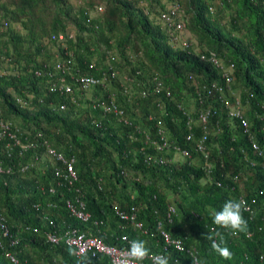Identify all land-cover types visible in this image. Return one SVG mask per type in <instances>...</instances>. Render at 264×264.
<instances>
[{"label": "trees", "instance_id": "trees-1", "mask_svg": "<svg viewBox=\"0 0 264 264\" xmlns=\"http://www.w3.org/2000/svg\"><path fill=\"white\" fill-rule=\"evenodd\" d=\"M173 4L194 42L181 43L182 31L162 19ZM80 75L106 82L84 99L87 90L74 82ZM60 77L71 93L51 91ZM212 83L222 93L208 96L203 86ZM219 98L239 101L248 133ZM112 99L120 115L104 111ZM206 110L203 125L198 114ZM0 120L21 145H33L7 146L8 137L0 138V223L7 231L0 226V264H110L106 255L77 257L46 241V233L66 229L120 249L143 240L152 254H170V264L193 257L264 264V0H0ZM161 128L171 147L191 158L145 162ZM203 136L207 159L196 148ZM47 147L74 159L71 185L58 184ZM171 147L164 159L173 157ZM229 199L248 207L247 233L232 236L213 224V212ZM68 200L81 202L89 219L71 215ZM131 208L140 229L116 214ZM214 229L233 260L203 238ZM161 232L184 250L167 245Z\"/></svg>", "mask_w": 264, "mask_h": 264}, {"label": "built area", "instance_id": "built-area-1", "mask_svg": "<svg viewBox=\"0 0 264 264\" xmlns=\"http://www.w3.org/2000/svg\"><path fill=\"white\" fill-rule=\"evenodd\" d=\"M180 9L178 4H173L169 7L168 12L162 14V19L171 25V27H174L176 31L181 32L182 31V25L180 22L176 21V19L179 17ZM54 38V37H52ZM58 39L62 40L63 35H58ZM204 58V56H202ZM208 60L215 64L216 66H219L222 68V66L219 64L217 58L214 56V54H210L208 56ZM90 68H93V65L89 66ZM231 67V65H230ZM229 67V68H230ZM57 68L60 69L61 73H64L66 71V67L64 64H57ZM39 74V72H37ZM113 74V73H112ZM223 77H225L226 82H229L230 79L228 77V70H224ZM155 85H154V93L158 94L161 93V90L163 89L162 84L158 79H154ZM74 82L84 90H88L90 87H93L95 85H103L106 82V77L103 76L102 78H94L93 76H87V75H80L77 76L74 79ZM204 89H207L208 96H212L215 93H222L223 88L222 86L212 83L209 86L204 85ZM51 91L53 92H59V93H71L72 88L70 85H68L63 77H60L58 79V82H53L50 86ZM165 95L169 96V91L165 89ZM220 99V98H219ZM220 102L224 105V107L228 110V115L230 117H236L240 119V123L244 129L245 133H248V124L247 122L242 119L241 113L238 109L239 101L235 99L234 103H231L228 99L222 98L220 99ZM104 111L112 112L115 115H120L122 111L118 108V106L113 102V99L109 102V104L104 106ZM209 115V111H202L198 114V120L203 125L207 121V117ZM191 122V119L189 118V121ZM249 138L250 134H248ZM8 137L9 141L7 143V146L10 144H13V146L18 145L22 149H26L29 147H32V144L28 145H21L19 141L15 138V135L10 131L9 124L5 123L0 120V138ZM190 139V136L187 137V140ZM12 141V143H11ZM151 144L153 145V149L155 152L148 154L145 157V162L147 163H155V164H164L166 161L175 162L176 160H185L188 158H191L189 152L187 150L181 149L180 147H177L173 145L171 147V143L167 141L166 133L164 129H158L157 130V139L151 141ZM170 147L173 150V157L164 159L162 152L164 154L170 149ZM196 148L198 151L203 153L204 159L208 158L207 152H205V137L203 136L202 139H200L197 144ZM253 148L257 149V146L255 143H253ZM46 153L48 156L51 157L52 161L56 163V167L54 168V175L58 180V184L62 185H71L74 181L77 180L76 173L73 168V162L74 159H66L61 153L56 152L53 148L47 147ZM261 151H258V154H261ZM37 159V157H35ZM27 166H24L22 168V171L26 170ZM6 172L9 171V169L5 170ZM4 172V168H2V165L0 164V173ZM50 192H53V189L49 190ZM241 200V199H240ZM243 200V199H242ZM244 201V200H243ZM66 207L71 215L76 217L77 219L85 222L89 219V214L85 213L83 211L84 205L81 202H78L75 200L73 201H66ZM248 207L246 206V210ZM170 211L173 212V209L170 208ZM117 216L124 221H129L134 224V226L138 229H140L141 225L138 222H135V213L134 208L130 209V212L125 211H116ZM2 220V219H0ZM1 229L4 231V235H6L7 231L6 228L2 223H0ZM164 242L167 245L174 246L176 249L177 245L179 244L180 247H182L181 241L178 239L172 238L168 233L161 232ZM45 239L48 243L53 245L58 244H64L68 248H71L75 255L77 257H81L84 255H90L91 257H96L97 255H106L109 257L110 264H123L124 260V253L128 248H117L113 246H108L102 243L98 238L95 236H92L89 232L79 231L77 229H66L63 232L60 233H46ZM130 244V242H129ZM83 250V251H82ZM161 254V253H156ZM13 262H16L13 258H11ZM148 262L143 264H152L151 259H146Z\"/></svg>", "mask_w": 264, "mask_h": 264}, {"label": "clouds", "instance_id": "clouds-1", "mask_svg": "<svg viewBox=\"0 0 264 264\" xmlns=\"http://www.w3.org/2000/svg\"><path fill=\"white\" fill-rule=\"evenodd\" d=\"M245 210L246 204L242 199L226 200L220 210L213 212V224L217 229H223L232 236L247 233V221L243 215ZM203 238L211 242V249L221 259L233 260V252L227 247L224 235L220 231L214 229L212 233H208ZM177 248L179 251L184 250L179 244ZM146 259H151L152 264H170V260L173 258L170 254H152L145 241L132 240L124 253L123 264H143ZM84 264H87V260L84 261ZM174 264H179V260H175ZM191 264H203V261L199 257H193Z\"/></svg>", "mask_w": 264, "mask_h": 264}, {"label": "rangeland", "instance_id": "rangeland-1", "mask_svg": "<svg viewBox=\"0 0 264 264\" xmlns=\"http://www.w3.org/2000/svg\"><path fill=\"white\" fill-rule=\"evenodd\" d=\"M179 35L181 36L180 37L181 38V40H180L181 43L185 44L186 41L194 42L192 36L187 31L183 30ZM114 52L117 55V52L116 51H114ZM119 79H123V77L121 76V77H119ZM91 93H92V90H87V91L83 92L81 95L84 97V99H86V98L89 99L91 97ZM234 95L237 97L236 93H234Z\"/></svg>", "mask_w": 264, "mask_h": 264}]
</instances>
